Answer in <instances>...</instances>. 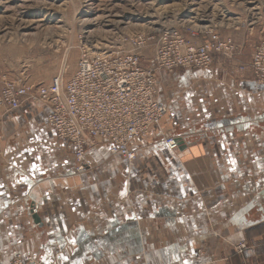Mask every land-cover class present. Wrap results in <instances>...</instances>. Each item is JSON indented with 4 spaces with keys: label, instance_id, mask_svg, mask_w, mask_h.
I'll return each mask as SVG.
<instances>
[{
    "label": "crops",
    "instance_id": "obj_1",
    "mask_svg": "<svg viewBox=\"0 0 264 264\" xmlns=\"http://www.w3.org/2000/svg\"><path fill=\"white\" fill-rule=\"evenodd\" d=\"M221 61L162 79H170L160 95L168 114L132 144L131 163L99 143L79 174L48 110L3 112L0 264L16 254L118 264L107 247L119 256L152 249V264H264V85ZM165 136L178 139L176 152ZM241 242L248 248L239 254Z\"/></svg>",
    "mask_w": 264,
    "mask_h": 264
},
{
    "label": "built area",
    "instance_id": "obj_2",
    "mask_svg": "<svg viewBox=\"0 0 264 264\" xmlns=\"http://www.w3.org/2000/svg\"><path fill=\"white\" fill-rule=\"evenodd\" d=\"M201 29L190 30L189 37L175 29L159 35L139 34L124 38L111 53L84 50L68 82L58 76L48 85H26L4 74L0 77V107L6 113L29 105L48 110V123L58 141L74 148L79 174L90 169L88 152L99 143L107 145L110 157L133 162L132 144L159 128L168 114L160 97L164 76L178 70L208 71L217 57L233 60L242 55L231 38ZM152 45V66L144 68L143 53ZM248 68L264 85V29L251 63L241 65L240 71ZM164 142L170 152L179 148L176 137H165ZM2 143L0 131V152ZM31 209L32 214L39 213L38 205ZM246 249L245 243L236 248L240 253ZM4 264L43 262L34 255L16 254Z\"/></svg>",
    "mask_w": 264,
    "mask_h": 264
},
{
    "label": "rangeland",
    "instance_id": "obj_3",
    "mask_svg": "<svg viewBox=\"0 0 264 264\" xmlns=\"http://www.w3.org/2000/svg\"><path fill=\"white\" fill-rule=\"evenodd\" d=\"M172 29L188 37L190 30L201 29L231 38L242 55L233 60L220 57V68L235 73L250 64L246 61L262 38L264 0H0V77L7 74L35 85L50 84L58 76L67 81L76 73L84 50L111 53L124 38ZM153 54L152 45L143 53L144 68L152 66ZM163 82L164 95L170 79ZM3 112L0 108V118ZM240 244L244 242L235 250ZM153 251L144 249L136 256L126 249L119 256L107 247L106 253L118 264H152L148 253Z\"/></svg>",
    "mask_w": 264,
    "mask_h": 264
},
{
    "label": "bare ground",
    "instance_id": "obj_4",
    "mask_svg": "<svg viewBox=\"0 0 264 264\" xmlns=\"http://www.w3.org/2000/svg\"><path fill=\"white\" fill-rule=\"evenodd\" d=\"M22 83H24V84H26V82H22ZM26 85H35V84H26ZM38 85H46V84H38ZM2 87V86H1ZM1 91V90H0ZM1 108V107H0ZM1 109H3V108H1ZM4 110V109H3ZM31 211H32V209H31ZM37 257V256H36ZM38 258V257H37ZM39 260H41V258H39ZM42 262H43V264H46L43 260H41Z\"/></svg>",
    "mask_w": 264,
    "mask_h": 264
},
{
    "label": "water",
    "instance_id": "obj_5",
    "mask_svg": "<svg viewBox=\"0 0 264 264\" xmlns=\"http://www.w3.org/2000/svg\"><path fill=\"white\" fill-rule=\"evenodd\" d=\"M34 220H35V223H36V224H40V219H39L38 216H35V217H34Z\"/></svg>",
    "mask_w": 264,
    "mask_h": 264
},
{
    "label": "snow or ice",
    "instance_id": "obj_6",
    "mask_svg": "<svg viewBox=\"0 0 264 264\" xmlns=\"http://www.w3.org/2000/svg\"><path fill=\"white\" fill-rule=\"evenodd\" d=\"M35 167V166H34Z\"/></svg>",
    "mask_w": 264,
    "mask_h": 264
}]
</instances>
